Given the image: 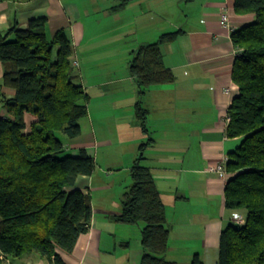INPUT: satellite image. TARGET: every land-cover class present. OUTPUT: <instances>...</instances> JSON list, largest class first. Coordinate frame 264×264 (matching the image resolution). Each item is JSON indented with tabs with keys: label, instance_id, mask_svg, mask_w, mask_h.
I'll return each instance as SVG.
<instances>
[{
	"label": "crops",
	"instance_id": "obj_1",
	"mask_svg": "<svg viewBox=\"0 0 264 264\" xmlns=\"http://www.w3.org/2000/svg\"><path fill=\"white\" fill-rule=\"evenodd\" d=\"M234 0H0V32L27 30L30 19L45 17V38L63 30L78 63L79 81L88 101L78 119L80 133L62 138L64 153L93 157L89 176L71 187L91 201L90 228L78 235L66 264H139L142 249L138 224L115 222L121 198L131 184L130 168L141 164L153 176L168 230L164 259L190 264H216L219 235L238 214L224 207L223 189L231 174L226 163L239 143L225 136L226 110L238 89L230 78L235 49L230 33L246 26L251 14H236ZM223 9L228 26L219 23ZM178 32L161 45L163 65L174 80L149 87L142 96L129 75L130 52ZM9 39L12 35L8 36ZM2 67L0 65V79ZM12 90L0 87L1 97ZM139 100L146 110L145 129L134 116ZM7 111L0 100V117ZM32 116L25 115L26 129ZM141 147V148H140ZM225 165V173L209 171ZM12 264H52L35 252L11 259Z\"/></svg>",
	"mask_w": 264,
	"mask_h": 264
},
{
	"label": "trees",
	"instance_id": "obj_2",
	"mask_svg": "<svg viewBox=\"0 0 264 264\" xmlns=\"http://www.w3.org/2000/svg\"><path fill=\"white\" fill-rule=\"evenodd\" d=\"M129 1L120 0L118 7ZM233 8L253 18L230 33L235 49L230 78L238 94L226 110L225 136L239 143L228 154L231 177L223 196L224 207L238 210L242 223L231 218L221 230L216 264H264V0H234ZM44 25L45 17H38L29 20L27 30L0 32V87L13 92L0 99L7 111L0 117V257L9 263L35 252L52 264H66L60 252L70 253L77 236L91 226L89 195L71 187L80 175H91L93 157L83 149L78 157L66 155L62 144L63 137L79 136L88 96L71 65L73 50L64 31L48 41ZM178 34H161L130 52L128 71L138 97L151 86L173 82L161 45ZM27 114L32 120L26 129ZM134 116L146 132L139 100ZM142 159L141 153L134 160L131 184L112 219L141 225L139 264H175L162 257L168 246L165 212ZM190 264L202 261L193 254Z\"/></svg>",
	"mask_w": 264,
	"mask_h": 264
},
{
	"label": "built area",
	"instance_id": "obj_3",
	"mask_svg": "<svg viewBox=\"0 0 264 264\" xmlns=\"http://www.w3.org/2000/svg\"><path fill=\"white\" fill-rule=\"evenodd\" d=\"M228 12H227V9H223L220 16H219V23L221 26L223 27H227L228 26ZM72 63V67L75 69V70H78V63L77 61H74L73 59L71 60ZM209 171H212V172H215V173H218V174H224L225 173V165L224 163H221V164H215V165H211L209 166L208 168ZM233 221H236L237 223H242V219L237 216V215H234L232 217ZM0 264H11L9 263V261L3 257H0Z\"/></svg>",
	"mask_w": 264,
	"mask_h": 264
},
{
	"label": "rangeland",
	"instance_id": "obj_4",
	"mask_svg": "<svg viewBox=\"0 0 264 264\" xmlns=\"http://www.w3.org/2000/svg\"><path fill=\"white\" fill-rule=\"evenodd\" d=\"M138 225H140V224H138ZM141 226V225H140Z\"/></svg>",
	"mask_w": 264,
	"mask_h": 264
}]
</instances>
